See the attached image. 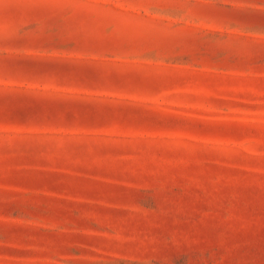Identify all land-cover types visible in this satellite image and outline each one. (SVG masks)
I'll use <instances>...</instances> for the list:
<instances>
[{
  "label": "rangeland",
  "instance_id": "374dc122",
  "mask_svg": "<svg viewBox=\"0 0 264 264\" xmlns=\"http://www.w3.org/2000/svg\"><path fill=\"white\" fill-rule=\"evenodd\" d=\"M0 264H264V0H0Z\"/></svg>",
  "mask_w": 264,
  "mask_h": 264
}]
</instances>
